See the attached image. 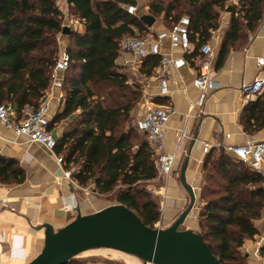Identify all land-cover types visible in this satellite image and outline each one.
I'll return each mask as SVG.
<instances>
[{
    "label": "trees",
    "instance_id": "1",
    "mask_svg": "<svg viewBox=\"0 0 264 264\" xmlns=\"http://www.w3.org/2000/svg\"><path fill=\"white\" fill-rule=\"evenodd\" d=\"M75 19L84 24L82 34H72L73 47L64 74V110L50 121L68 120L56 152L82 186L108 195L115 203L132 209L155 228L161 209L148 185L157 178L156 157L147 136L134 121V108L142 99V87L131 84L118 65L120 42L136 29L146 31L139 14L128 5L137 0H65ZM228 0H149V14L163 16L170 28L187 15L190 40L197 49L220 26ZM58 0H0V103L11 102L18 112L26 105L38 108L49 88L59 55L57 35L63 30L64 13ZM230 28L222 42L218 66L229 52L246 42L264 16V0H238L231 6ZM136 28V29H135ZM141 69L151 75L160 57L144 60ZM107 85L109 89H99ZM264 95V93H263ZM249 101L241 123L253 133L264 127V96ZM142 133L144 136H142ZM199 232L222 264H247L241 248L245 239L260 231L256 221L264 213L263 177L224 148L210 151L203 165ZM25 171L13 159L0 155V183L20 184ZM264 254V245L260 249ZM73 258L67 264H79Z\"/></svg>",
    "mask_w": 264,
    "mask_h": 264
},
{
    "label": "crops",
    "instance_id": "2",
    "mask_svg": "<svg viewBox=\"0 0 264 264\" xmlns=\"http://www.w3.org/2000/svg\"><path fill=\"white\" fill-rule=\"evenodd\" d=\"M63 1L68 8L66 1ZM237 4L238 0L227 1V8L220 16L219 28L212 31L211 38L206 42L214 51L210 76L217 87L209 91L201 107L195 106L200 91L193 84L201 62L196 42L191 40L190 49L183 52L174 51L169 39H165L161 47L162 52L174 59L182 58L185 63L164 68L161 66V57L157 55L160 61L151 75L142 72L141 69L145 65L143 63L141 66L126 65L125 61L132 58L129 53L121 51L116 60L127 77L134 76L142 87L140 108L146 101L151 100L174 109L163 127L166 152L176 156L173 172L166 177L150 181V185H159L163 198L159 227L170 226L189 204V195L180 182L181 169L187 155L189 161L186 179L195 190L196 204L183 225L184 229L199 231L201 188L206 176L203 165L208 153H218L220 148H224L229 155L234 156L229 152V146L264 141V127L248 133L241 123V115L248 102L264 93L263 91L257 96L246 98L242 92L243 84L264 77V66L258 65V59L264 58V16L255 32L246 31V42H239L238 46L229 52L224 64L218 66L220 48L232 18V12L228 11V8ZM146 7L149 9L148 5ZM155 19L153 26H147V37H156L171 29L163 16ZM161 76L168 79L169 92L166 95L160 94ZM63 94L62 89L55 88L49 95L50 121L64 110ZM31 109L34 108L26 105L18 113L22 115ZM67 123L68 120H62L53 124L51 131L57 140L67 131ZM205 145L210 146L207 152L204 151ZM0 155L16 160L26 175L24 182L20 184L0 183V264H27L34 259L44 247L43 224L48 223L57 230L73 221L78 211L86 215L115 204L103 203L97 197L100 194L94 191L93 183L82 186L75 179L72 181L65 178L64 166H60L56 160L59 155L56 149L50 151L38 143H30L26 137L17 136L13 130L2 124ZM258 229L260 232L245 239L241 248L247 264H264V254L260 252L264 245V226L260 225ZM126 255L133 258L128 259L127 264H145L133 255ZM79 264L104 263L82 260Z\"/></svg>",
    "mask_w": 264,
    "mask_h": 264
},
{
    "label": "built area",
    "instance_id": "3",
    "mask_svg": "<svg viewBox=\"0 0 264 264\" xmlns=\"http://www.w3.org/2000/svg\"><path fill=\"white\" fill-rule=\"evenodd\" d=\"M126 10L130 14H137L138 7L128 5ZM79 22L80 20H76ZM80 28H84L83 22L80 21ZM190 18L187 15L182 16L172 28L155 36L147 38L125 36L120 42L122 52L131 54V60H126L125 64L130 66H141L145 59L151 55L161 57V66L164 68L171 65L181 66L185 60L174 59L169 54L162 52L161 47L165 39H169L171 48L174 51H187L191 47ZM81 33V29H80ZM201 62L198 67V74L193 79L194 86L199 89L200 93L195 106H203L207 94L210 90L217 87L216 82L210 76V63L213 56V48L209 43H204L199 47ZM70 55L67 49L59 52L56 63L52 71V79L49 88L45 92L40 105L36 109H31L20 115L16 107L10 103H0V124L14 131L17 136H24L30 143H38L50 151H55L58 140L51 130L50 124V94L53 89H62L64 83V74L68 69ZM258 65L264 66V58L258 59ZM264 91V77L256 78L251 83L242 85V92L246 98H252ZM49 92V93H48ZM169 92L168 79L160 77V94L166 95ZM174 109L168 105L155 103L151 100L146 101L141 108V115L136 123L138 129L145 133L151 148L156 157L158 168L157 179L166 177L173 172V166L176 160L175 154L166 152V142L163 133V127L173 114ZM185 136V134L183 135ZM210 146L205 145L204 151H209ZM234 157L246 163L253 171L263 177L264 186V141L234 145L228 147ZM57 163L64 166L63 175L65 178L73 181L72 171L65 167V160L62 155L56 156Z\"/></svg>",
    "mask_w": 264,
    "mask_h": 264
},
{
    "label": "water",
    "instance_id": "4",
    "mask_svg": "<svg viewBox=\"0 0 264 264\" xmlns=\"http://www.w3.org/2000/svg\"><path fill=\"white\" fill-rule=\"evenodd\" d=\"M231 11V7L228 8ZM151 27L155 17L141 14ZM69 26L62 33L71 34ZM187 155L180 182L189 195V204L168 227H149L126 205L115 203L83 215L55 230L45 223V242L41 252L27 264H67L76 256L93 249H111L141 259L145 264H222L199 231L181 226L196 204L194 188L187 182Z\"/></svg>",
    "mask_w": 264,
    "mask_h": 264
},
{
    "label": "rangeland",
    "instance_id": "5",
    "mask_svg": "<svg viewBox=\"0 0 264 264\" xmlns=\"http://www.w3.org/2000/svg\"><path fill=\"white\" fill-rule=\"evenodd\" d=\"M59 4L58 6L64 13L63 17V25L69 26L70 29L72 30L71 34H63L62 32L57 35V42L59 45V52L62 49H69V47H73V40H72V34H82L84 32V28H80L79 22H77L74 17V15L71 14L69 7H65L64 1L63 0H58ZM138 1V10L137 14H149V9L146 7L150 2L149 0H137ZM168 1V0H165ZM58 3V2H57ZM157 18H160V16H157ZM169 26H171L169 24ZM81 29V33H80ZM136 29V28H135ZM134 37H143L147 38L148 33L146 31L139 32L138 29H136V34L133 35ZM58 52V53H59ZM129 81L131 84H138L137 80L134 76H129ZM99 89L107 90L109 87L107 85H102L101 87L99 86ZM141 100V99H140ZM140 102V101H139ZM139 102L134 108V121L137 120L139 117V112H140V105ZM142 136H144L142 133H140ZM74 168L71 169L72 173L74 172ZM159 185H148V189L154 198L160 206L161 209V214H162V209H163V203H162V195L160 194V188L158 187ZM158 190V191H157ZM99 199L103 201L105 204H112L114 203V200H112L108 195H98ZM161 219V217H160ZM160 221V220H159ZM159 221L155 224V227H159ZM256 225L259 228L260 225L264 226V213L261 219L256 221ZM185 225H183L181 228L184 229ZM128 259H133L131 256L126 255L125 253L116 251V250H111V249H93L86 251L78 256L75 257V261L81 262L82 260H91V261H100L104 264H127Z\"/></svg>",
    "mask_w": 264,
    "mask_h": 264
}]
</instances>
